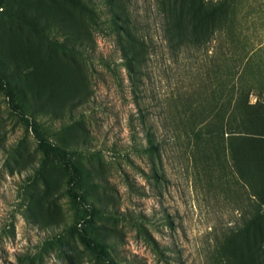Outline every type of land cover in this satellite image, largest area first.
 Wrapping results in <instances>:
<instances>
[{
  "label": "rangeland",
  "instance_id": "rangeland-1",
  "mask_svg": "<svg viewBox=\"0 0 264 264\" xmlns=\"http://www.w3.org/2000/svg\"><path fill=\"white\" fill-rule=\"evenodd\" d=\"M197 13L0 0V264H264V0Z\"/></svg>",
  "mask_w": 264,
  "mask_h": 264
},
{
  "label": "trees",
  "instance_id": "trees-1",
  "mask_svg": "<svg viewBox=\"0 0 264 264\" xmlns=\"http://www.w3.org/2000/svg\"><path fill=\"white\" fill-rule=\"evenodd\" d=\"M195 4L197 3V17L196 21H198L200 24H203L205 21H207V27L203 31L201 35V39H204L205 43L213 34V23H215V20L218 16V14L222 11L223 7H225L228 3V0H192ZM206 24V23H205ZM206 26V25H205ZM185 35V34H184ZM185 41V40H184ZM188 43H191L190 41H187ZM194 43L197 42V40H193ZM187 46V43H184V47ZM0 89L5 92V95L9 98V104L12 107V109H17V105L14 102L15 96L12 92H10V89L8 85L4 82L2 76L0 75ZM34 135L38 143V147L40 150L45 154L46 156H53L56 158L59 163L62 165L64 170L69 174V188L68 192L74 199H79L80 195L78 193V189L81 184V172L77 165H75L72 160L69 157V153L65 151L64 149L52 144L49 142L46 138H44L37 130L34 129ZM86 245L90 247L92 250L96 251V248L91 245L89 241L86 240ZM103 253L102 249L98 251V254Z\"/></svg>",
  "mask_w": 264,
  "mask_h": 264
}]
</instances>
